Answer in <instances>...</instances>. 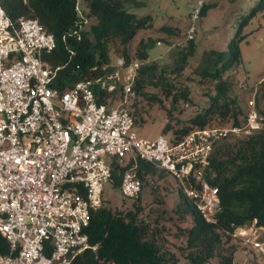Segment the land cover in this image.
<instances>
[{
	"label": "built area",
	"instance_id": "built-area-1",
	"mask_svg": "<svg viewBox=\"0 0 264 264\" xmlns=\"http://www.w3.org/2000/svg\"><path fill=\"white\" fill-rule=\"evenodd\" d=\"M204 5L196 0L182 40L166 50L195 39ZM54 48V35L36 19L13 25L0 4V264H71L84 250L96 251L86 229L112 179L113 161L104 156L129 164L118 185L123 197L140 193L143 161L171 175L202 219L217 224L218 190L205 171L219 142L263 129L254 101L246 102L237 125L195 129L178 141L161 134L138 139L129 106L142 62L116 57L104 75L59 90L53 86L57 68L43 59ZM249 226L250 233L247 226L226 233L264 256V239L256 236L262 227Z\"/></svg>",
	"mask_w": 264,
	"mask_h": 264
},
{
	"label": "trees",
	"instance_id": "trees-1",
	"mask_svg": "<svg viewBox=\"0 0 264 264\" xmlns=\"http://www.w3.org/2000/svg\"><path fill=\"white\" fill-rule=\"evenodd\" d=\"M128 1L84 0L88 10L84 17L78 13L77 0H0V4L13 25L19 18H33L54 35L55 48L43 59L51 68H57L53 86L62 90L77 81L109 72L112 68L109 49L115 58L130 59L127 45L149 24V17H137L128 9ZM240 1L243 5L229 23L233 22L234 26L229 25L224 35L226 48H208L198 57L195 73L211 83L205 93L208 99L185 120V126L174 131L173 141L192 130L215 126L213 124L217 121L225 124L227 117L233 125L241 122L242 110L230 95L228 75L240 62V44L245 38L242 30L264 6V0ZM207 7L203 6L200 17ZM89 16L94 18L95 24L88 31H80L79 27ZM187 44L186 50H178L177 59L169 71L158 68L153 62H145L149 43L142 44L136 51L142 65L135 81V92L140 93L145 86L160 87L161 90L169 86L165 72L169 75L179 73L188 58L195 55L193 40ZM169 94L167 90L166 95ZM179 98L189 99L186 88L174 92L171 105H175ZM128 165L113 162V187H118L121 172ZM154 169L152 165L138 161L137 174L141 179ZM205 178L218 190V223H206L193 203L181 193L185 201L184 212L190 214L192 222L184 230V242L178 246V254L190 264H237L233 261L236 245H226L231 240L226 232L252 223L264 228V129L248 138L219 142L209 159ZM86 234L89 244L97 245V249L95 252L84 250L71 264H177V255L170 250L163 228L149 225L147 220L139 217L137 206L134 210H119L102 204L93 212ZM4 249L0 238V251Z\"/></svg>",
	"mask_w": 264,
	"mask_h": 264
},
{
	"label": "rangeland",
	"instance_id": "rangeland-1",
	"mask_svg": "<svg viewBox=\"0 0 264 264\" xmlns=\"http://www.w3.org/2000/svg\"><path fill=\"white\" fill-rule=\"evenodd\" d=\"M78 10L88 14L84 0H77ZM207 7L205 14L196 23L198 31L193 40L196 51L193 58H188L179 73L167 74V87H143L129 106L134 119L133 131L138 139H153L163 135L168 141L174 139V131L186 125V119L193 116L196 110L207 101L205 94L211 88L208 83L195 73L199 55L208 48L221 50L226 48L224 35L227 27L234 26L232 22L237 9L243 4L240 0H203ZM196 0H129L128 9L137 17L148 16L149 24L139 30L127 45L129 58L137 59V49L144 43H149L146 50L145 62H153L158 68L169 71L177 59L180 49L186 50L188 44L166 50L169 44L180 42L189 24V13ZM244 9V8H243ZM247 13V12H246ZM95 24L93 17L84 21L80 31H88ZM244 40L240 44V62L230 70L228 81L231 86L230 95L237 101L242 113V122L246 112V102L253 100L256 109L264 118V6L255 14L242 30ZM160 41L161 45H156ZM112 49L108 50L109 65L114 64L115 57ZM174 84V86H172ZM188 90V100L179 98L175 105H171L174 92ZM167 90L170 94L167 96ZM184 102L188 103L187 108ZM115 104H117L115 102ZM186 104V103H185ZM218 122V121H217ZM215 122V126H225L231 122L230 117L225 124ZM264 129V124H263ZM103 160L110 164L112 161L120 166L127 164V160L114 161L109 156ZM103 206L111 209H135L138 216L147 220L149 225L162 227L170 244V250L177 255V264H190L178 254V246L184 242V230L191 224L189 213L184 212V197L176 180L169 174L154 169L150 175L142 178V189L137 198H125L119 187H113L111 182L104 184L102 192ZM247 226L246 232L250 233ZM256 236L264 239L263 228H258ZM224 241V238L222 239ZM235 244L233 261L237 264H264V256L252 246H244L240 241L232 239L228 244ZM211 264V263H210ZM213 264V263H212Z\"/></svg>",
	"mask_w": 264,
	"mask_h": 264
}]
</instances>
